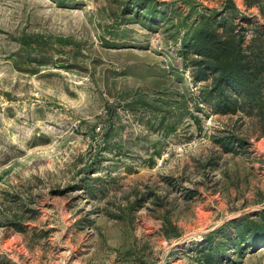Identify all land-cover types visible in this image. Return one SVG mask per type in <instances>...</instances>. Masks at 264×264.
Returning a JSON list of instances; mask_svg holds the SVG:
<instances>
[{
	"label": "rangeland",
	"instance_id": "1",
	"mask_svg": "<svg viewBox=\"0 0 264 264\" xmlns=\"http://www.w3.org/2000/svg\"><path fill=\"white\" fill-rule=\"evenodd\" d=\"M221 16L264 0H0V264H264V108L179 56Z\"/></svg>",
	"mask_w": 264,
	"mask_h": 264
},
{
	"label": "trees",
	"instance_id": "2",
	"mask_svg": "<svg viewBox=\"0 0 264 264\" xmlns=\"http://www.w3.org/2000/svg\"><path fill=\"white\" fill-rule=\"evenodd\" d=\"M148 6L144 9L154 19L156 7ZM242 29L246 28L226 16L203 17L179 53L184 68L192 71L194 82L207 83V91L202 95L204 102L219 110L261 111L264 108V46L260 39L264 28L248 29L254 33L249 42ZM237 238L248 244L263 243L264 215L259 221L248 220L240 225Z\"/></svg>",
	"mask_w": 264,
	"mask_h": 264
}]
</instances>
